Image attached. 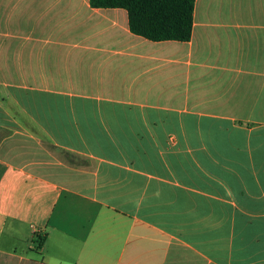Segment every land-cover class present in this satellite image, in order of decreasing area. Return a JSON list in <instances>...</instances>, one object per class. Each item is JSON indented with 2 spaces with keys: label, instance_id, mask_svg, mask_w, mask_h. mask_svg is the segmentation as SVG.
Wrapping results in <instances>:
<instances>
[{
  "label": "crops",
  "instance_id": "obj_1",
  "mask_svg": "<svg viewBox=\"0 0 264 264\" xmlns=\"http://www.w3.org/2000/svg\"><path fill=\"white\" fill-rule=\"evenodd\" d=\"M0 264H264V0H0Z\"/></svg>",
  "mask_w": 264,
  "mask_h": 264
},
{
  "label": "trees",
  "instance_id": "obj_2",
  "mask_svg": "<svg viewBox=\"0 0 264 264\" xmlns=\"http://www.w3.org/2000/svg\"><path fill=\"white\" fill-rule=\"evenodd\" d=\"M195 0H89L92 8L127 12L133 35L151 42H187L191 37Z\"/></svg>",
  "mask_w": 264,
  "mask_h": 264
}]
</instances>
